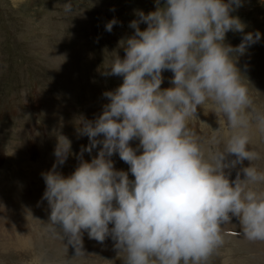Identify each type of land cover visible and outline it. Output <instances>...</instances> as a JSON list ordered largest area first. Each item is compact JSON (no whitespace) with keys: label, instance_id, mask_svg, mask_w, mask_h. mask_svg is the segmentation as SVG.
Wrapping results in <instances>:
<instances>
[{"label":"clouds","instance_id":"clouds-1","mask_svg":"<svg viewBox=\"0 0 264 264\" xmlns=\"http://www.w3.org/2000/svg\"><path fill=\"white\" fill-rule=\"evenodd\" d=\"M240 6L242 0H156L154 11L136 12L129 24L134 33L118 42L125 55L115 53L106 72L123 82L103 93L109 102L95 120L80 119L79 134L89 144L77 154L78 166L67 177L55 170L71 154V141L61 135L56 162L42 173L48 224L59 225L69 244L74 239L81 248L87 231L101 244L111 237L126 253L125 264H206L233 217L248 240L264 241V191L258 190L264 171L252 164L259 154L250 147L253 98L237 67L261 33H245L246 24L231 15ZM118 23L109 20L105 30ZM229 31L243 34L235 47L225 43ZM164 70L173 73L172 86L162 89ZM209 103L225 118L223 139L212 130V153L189 127L197 108ZM255 119L264 132V112ZM97 145L96 156L84 160ZM115 153L134 180L114 168ZM245 160L248 166L230 179L227 170Z\"/></svg>","mask_w":264,"mask_h":264},{"label":"rangeland","instance_id":"rangeland-1","mask_svg":"<svg viewBox=\"0 0 264 264\" xmlns=\"http://www.w3.org/2000/svg\"><path fill=\"white\" fill-rule=\"evenodd\" d=\"M66 4L71 12L65 11ZM0 5V264H125L126 253L118 252L111 237L101 244L84 231L80 248L74 239L69 244L59 225L48 224L42 173L56 162L61 135L71 141V154L55 170L67 177L78 166L77 154L89 144L88 137L79 134L80 119L95 120L109 102L103 93L123 82L122 76L106 75L115 53L125 55L118 42L134 33L129 24L138 19L136 12L154 11L156 0H0ZM231 15L246 24L245 33H261L259 42L239 56L237 67L253 98L250 147L259 159L252 164L264 171V132L255 119L264 112V0H242ZM113 18L119 23L109 33L105 24ZM146 26L139 25L141 30ZM242 35L229 31L225 43L235 47ZM162 76L161 88L171 87L173 73L164 70ZM10 111L15 115L9 116ZM196 117L189 127L206 153L215 152L212 130L219 129L218 139H223L225 118L211 103L198 107ZM29 124L32 128L25 127ZM130 144L137 148L139 141ZM99 147L84 152L83 159L90 161ZM111 159L116 170L134 180L118 153ZM248 164L245 160L227 170L229 178ZM258 190L264 191V185ZM223 231V245L206 264H264V241L248 240L237 218L224 224Z\"/></svg>","mask_w":264,"mask_h":264},{"label":"trees","instance_id":"trees-1","mask_svg":"<svg viewBox=\"0 0 264 264\" xmlns=\"http://www.w3.org/2000/svg\"><path fill=\"white\" fill-rule=\"evenodd\" d=\"M47 1H48V2H54L55 0H47ZM2 13H3V12H2V10H1V5H0V17H1V15H2ZM6 34H7V37H9L8 32H7ZM19 64H20V65H23L24 62H23V61H20ZM4 87L7 88L8 86L5 84ZM72 108H73V107H72ZM14 115H15L14 111H10V112H9V116L12 117V116H14ZM25 127L32 128V124H31V125L29 124L28 126H25Z\"/></svg>","mask_w":264,"mask_h":264}]
</instances>
